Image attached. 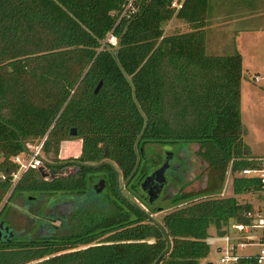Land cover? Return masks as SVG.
<instances>
[{"label": "trees", "instance_id": "16d2710c", "mask_svg": "<svg viewBox=\"0 0 264 264\" xmlns=\"http://www.w3.org/2000/svg\"><path fill=\"white\" fill-rule=\"evenodd\" d=\"M120 3L0 0V218L6 203L23 194L74 196L78 211L70 223L60 219L70 233L38 223L43 235L2 239L0 264H153L167 248L162 233L119 197L112 169L93 168L114 166L130 196L150 212L136 180L144 176L140 154L150 145H195L209 178L218 172L222 182L228 167L232 175V197L185 204L155 222L170 241L158 264H199L208 254L209 227L221 237L230 224H248L244 214L252 208L235 197L257 195L258 185L236 173L261 160L242 140L240 56L204 53L208 0H187L176 13L169 0H147L130 23L115 25ZM172 18L187 29L165 36ZM110 32L114 47L104 44ZM72 140L80 142L75 155L56 159L59 145ZM38 145L55 161H42V170L29 169L13 183L12 159ZM72 162L74 173L57 174ZM98 175L105 179L104 200L91 204L86 196ZM212 188L201 194H217Z\"/></svg>", "mask_w": 264, "mask_h": 264}, {"label": "rangeland", "instance_id": "374dc122", "mask_svg": "<svg viewBox=\"0 0 264 264\" xmlns=\"http://www.w3.org/2000/svg\"><path fill=\"white\" fill-rule=\"evenodd\" d=\"M208 11L205 17L206 28L204 30L205 55H231L234 52V43L241 47L242 50H246V48H244L246 47L245 45L250 43V50H248L250 51L249 54L255 59V62L259 61L264 69V0H208ZM186 29L187 26L183 22L173 18L162 28L163 35L165 36L184 33ZM256 58L259 59L256 60ZM248 73L249 77L253 74L249 71ZM261 73H264V70L258 71V74ZM249 82L250 81L242 80L240 85L242 93L240 122L244 131L242 140L248 147L252 156L262 158L264 157V107L262 106L264 103V89L262 87H255ZM244 91L247 92L248 96L247 100L243 101ZM77 143L79 144L78 140L62 142L58 147L56 159L61 160L74 156L77 151ZM162 150H167L170 154L172 158L171 161L174 163L173 166H175L174 170L181 166L180 159L177 158L178 155L187 154L189 163H187L188 165L186 166L185 172L184 170H181V167L180 170L177 171V176L174 180L175 184L171 186L170 190H168V197L157 199L151 204V213L143 207L139 200H133L125 193V191H123L122 179L118 177L119 197L131 201L137 209L142 211L152 221L159 223L165 214L177 210L185 204L188 205L210 198L222 199L233 196L231 193L232 175L229 172V167L226 170L222 182L218 181V177L216 178L217 174H219L218 172L214 179L212 176L209 178V169L207 168L206 163L196 155L197 146L195 145H150L144 147L142 152L144 164L141 163V172H143L144 175L147 173L152 174L161 164L163 155ZM27 152L28 154L32 153V148L28 147ZM174 153L176 157L174 156ZM28 154L19 155L21 163L26 162L29 159ZM51 154V152L46 154L40 151L38 156L41 161L48 164L52 163L53 160L55 161ZM42 169V166L38 168V170ZM75 171V168L67 167L63 168L60 173L50 171V174L55 177L56 173L58 175H70ZM175 175L176 174L173 173L165 175L164 184L165 180H168ZM47 177H50V175L48 176V172L46 173L45 178ZM100 177L101 175L93 177L91 188L99 182L98 178ZM208 186L211 188L213 187L210 192H213V190L216 189L218 193L201 194V192ZM185 194H193V197L198 198L189 202H169V199L180 198ZM196 194L200 195L198 196ZM86 197H88L91 204L97 200V198L100 202H102V198L104 200L103 193L98 197L93 192L90 196L87 194ZM6 198L3 201V204L6 203ZM235 199L239 204H248L251 208H255L259 204V198L256 194H245L237 196ZM76 201L77 200L74 196L68 197V195H62L59 193L54 195H18L10 202L6 203V211L0 218V222L3 226L10 229L11 233L15 234L18 238L43 235L45 230L40 233L41 230L38 231V223H44V226L49 224L51 232L62 234L70 233L72 229L70 230L61 226L60 219L65 217L66 223L71 222V219L78 214V211H74ZM60 203L72 204L66 212L61 213L59 206ZM89 209L96 210V207ZM72 223L73 225L77 224L75 220H72ZM231 226L232 224L225 229V234L233 235L234 231ZM51 227L58 230H52ZM223 236H217L213 227L207 229V239L205 242L208 246V254L204 260L199 262V264H219L218 261L221 255L217 254L216 249L219 248L223 250L225 248V243L228 241L227 239H229V237ZM254 250V248L248 247L244 251H240L239 254L252 253Z\"/></svg>", "mask_w": 264, "mask_h": 264}, {"label": "built area", "instance_id": "2783aa9c", "mask_svg": "<svg viewBox=\"0 0 264 264\" xmlns=\"http://www.w3.org/2000/svg\"><path fill=\"white\" fill-rule=\"evenodd\" d=\"M147 0H120V7L115 16V25L119 23H130L139 13L140 8ZM187 0H169L168 8L173 12L179 11L184 2ZM104 44L114 47L116 40L111 32L104 40ZM249 81L255 87L264 89V73L255 74L249 77ZM264 107V103L262 104ZM32 153L28 154L29 159L21 163L19 155L12 159L17 166V171L11 175L13 183H16L19 177L29 169H37L41 167L42 161L39 159L40 145L32 149ZM26 155V154H21ZM19 166V167H18ZM236 176L244 179H252L258 185L257 197L259 204L252 208L250 212L244 214L248 220V224H232L233 235L225 234L229 237L225 243L223 250L216 249L217 254L221 257L219 264H264V160L257 163L255 168H245L236 173ZM3 180V177H0ZM223 236V237H224ZM222 237V236H221ZM248 247L254 248V252L247 254H239Z\"/></svg>", "mask_w": 264, "mask_h": 264}, {"label": "flooded vegetation", "instance_id": "af4514ba", "mask_svg": "<svg viewBox=\"0 0 264 264\" xmlns=\"http://www.w3.org/2000/svg\"><path fill=\"white\" fill-rule=\"evenodd\" d=\"M162 152H163V155H162V161H161V164L160 165H162V162H163V160H164V158H165V154H167L168 153V151L167 150H162ZM141 153V152H140ZM177 155H178V153H177ZM185 155V156H184ZM184 155H178L177 156V158L178 159H180V162H181V170H184V172H185V170H186V166L188 165L187 163H189V158H187L188 156H187V154H184ZM197 155V154H196ZM140 156L141 157H143V154H140ZM170 156V155H169ZM174 156H175V153H174ZM176 157V156H175ZM172 160V158H171V156H170V161ZM138 163V162H137ZM71 164H73L72 165V167L73 168H75L76 169V166H77V164L76 163H71ZM60 165H63V164H60ZM65 165V164H64ZM160 165L157 167V168H159L160 167ZM169 165H170V168L168 169V171H166L165 172V174H164V176L165 175H167V174H170V173H173V174H176L175 176H173V177H171L170 179H168V180H165V184H163L162 186H161V188H160V191L158 192V193H156L155 191H156V184H154V181L153 180H147L146 182H145V179L150 175V173H147V174H145L143 177H141L140 179L139 178H137L136 180H137V182H138V184H137V189H138V191L140 192V195L142 196V198H144L145 199V203H146V205H148L149 207H150V209H151V204L153 203V202H155L157 199H162V197H164V198H167L168 197V190H170L171 189V186L172 185H174L175 184V182H174V180L176 179V176H177V171H179L180 170V167L178 168V169H176V170H174L175 169V166H173L174 165V163L171 161V164H170V162H169ZM171 165H172V167H171ZM156 168V169H157ZM174 170V171H173ZM115 171V170H114ZM171 171H173V172H171ZM114 176L117 178V184H116V181H115V187H116V190H117V188H118V177H117V174H116V172H115V174H114ZM172 176V175H171ZM99 179V181H102L103 183V185H102V188H101V190L100 191H98L99 189H98V187H94V186H92V188H91V190L95 193V195L96 196H100V194L101 193H103L104 194V192H105V188H106V185H105V179L101 176L100 178H98ZM166 179V178H165ZM115 180V179H114ZM122 181V180H121ZM123 182V181H122ZM145 182V183H144ZM144 183V185L142 186V184ZM126 182H123V184H122V188H123V191H125V193L130 197V198H132L133 200H135V201H137V199L136 198H134V197H131L130 196V194H129V192H128V187H126ZM142 186V189L140 188ZM119 189V188H118ZM125 201H127L128 203L130 202V203H132L131 201H129L128 199H126V198H123ZM175 199H177V198H175ZM174 198L173 199H169V202L170 201H174L175 200ZM71 204L72 203H60L59 204V206H60V210H61V213H64V212H66V210H68L70 207H71ZM133 204V203H132ZM143 205V204H142ZM132 206V205H131ZM134 207V206H133ZM143 207L146 209V210H148L146 207H145V205H143ZM149 211V210H148ZM4 227V226H3ZM6 227V226H5ZM13 237H16V235L15 234H13V233H11V237H8V238H13Z\"/></svg>", "mask_w": 264, "mask_h": 264}, {"label": "water", "instance_id": "95a60500", "mask_svg": "<svg viewBox=\"0 0 264 264\" xmlns=\"http://www.w3.org/2000/svg\"><path fill=\"white\" fill-rule=\"evenodd\" d=\"M100 86H101V82H98V84L96 85V87L93 90V94H96L98 92V90L100 89ZM68 135H69V137H75V135H76L75 130L74 129H70ZM23 153L27 154L28 152H27V150H25L23 148ZM169 155H170L169 153L165 154V158L163 160L162 165L145 179V182L147 180H153L154 181V184H156V191H155L156 193H158L160 191L161 186L164 184V174L170 168L169 162L171 164V161H170V156ZM78 165L79 166H85V165H80V164H78ZM102 166L109 167L110 169H112L113 173L115 174L114 168L111 165H109V164L103 163V164H100V165L95 166L93 168L97 169V168L102 167ZM115 181H116V184H117V178L116 177H115ZM102 183H103L102 181H99L94 187H98V189H99L98 191H100L101 188H102V185H103ZM144 183L142 184V186L144 185ZM142 186L140 187L141 189H142ZM118 193H119V189L117 188V194ZM129 204L135 207L134 204H132L130 202H129ZM140 212H142V211H140ZM146 217H147V219L150 222L155 224L156 227L160 230V232L162 233V235H163V237H164V239L166 241V244H167L166 250L153 263V264H158L159 261L161 260V258L164 257L169 252V250H170V241L165 236L164 231L162 230V228L158 224H156L154 221H152L148 216H146ZM6 237H11V231L7 227H5V226L3 227L2 223L0 222V241L2 239H5Z\"/></svg>", "mask_w": 264, "mask_h": 264}, {"label": "crops", "instance_id": "0c3cea01", "mask_svg": "<svg viewBox=\"0 0 264 264\" xmlns=\"http://www.w3.org/2000/svg\"><path fill=\"white\" fill-rule=\"evenodd\" d=\"M209 12V11H208ZM208 27V26H207ZM246 47V50H242L241 47L237 46L235 43L233 45V48H234V52L233 54H238L241 58V72H242V76H243V79L242 80H247L249 81V73H253L252 75H255V74H258V71L260 70H264L263 69V66L261 65V63L259 61H254L255 59H253V57L249 54L250 51V43L245 45ZM259 59V58H256V60ZM251 70V71H250ZM251 75V76H252ZM242 82V81H241ZM241 82H240V85H241ZM250 83V82H249ZM251 84V83H250ZM241 89V88H240ZM247 92H243V101L244 100H247ZM241 102H242V93H241V90H240V106H239V112L241 113ZM241 115V114H240ZM79 142V141H78ZM80 143V142H79ZM78 144V143H77ZM78 148H79V144L77 145V151H78ZM76 151V149H75ZM259 158V157H257ZM260 160H264V157L262 158H259Z\"/></svg>", "mask_w": 264, "mask_h": 264}]
</instances>
